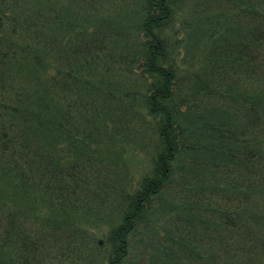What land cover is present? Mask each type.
I'll return each mask as SVG.
<instances>
[{
    "label": "trees",
    "instance_id": "1",
    "mask_svg": "<svg viewBox=\"0 0 264 264\" xmlns=\"http://www.w3.org/2000/svg\"><path fill=\"white\" fill-rule=\"evenodd\" d=\"M100 2L0 0V264H126L140 234L138 264H264V0H139L132 28ZM68 213L110 226L107 256Z\"/></svg>",
    "mask_w": 264,
    "mask_h": 264
},
{
    "label": "rangeland",
    "instance_id": "2",
    "mask_svg": "<svg viewBox=\"0 0 264 264\" xmlns=\"http://www.w3.org/2000/svg\"><path fill=\"white\" fill-rule=\"evenodd\" d=\"M95 1L97 2V0ZM86 4L82 8V14L88 15V10L92 11V8L95 11H99L100 15L102 14L104 16L111 17L112 19H115L119 22L122 20L127 24L128 27L131 28L134 23L137 22V19L139 20V0H101L100 4H97V6L94 8H87ZM199 9L206 10L207 6L204 4L198 6L197 2L195 3L194 1L187 6H184L180 10V13L177 14L176 26L173 30H181L182 21L185 18H188V20L191 22L193 15L190 13L194 12L196 15H198ZM179 35L181 40H184L187 37L186 45L180 44L178 46L179 64L186 67L201 65L202 60H205L207 55V53L203 52V48L206 44V41H204V39L202 40L204 35L199 32H191L188 36L181 32ZM208 46L211 47V44H208ZM148 143V138L142 140L139 137H135L128 144H126L122 150L123 158L127 165L124 178H126V182L129 184L130 188L133 187V190L138 188L142 179L146 175L151 174L152 171V149L151 147H147ZM166 208L167 207L163 206L162 211H164ZM40 210L43 211L40 213L47 216L51 214L49 209ZM103 212L108 215V217L112 218L114 214V208L111 205L107 209V212H105V209ZM68 219L74 220L78 222L80 226L84 227L89 232V236L95 240V243H101L99 247L101 249L97 251L98 255L103 257L108 255L109 244L107 242V238L111 230L110 226L106 224L103 225V222L102 224L96 223L94 218L80 213H68ZM166 226L167 225H165L163 221L158 223V229H160L163 233H165ZM131 239L133 240L132 242L135 248H133V250L130 252V255L127 257L126 264H138L139 260L141 259L139 258V253L141 249H143L142 245L144 244L143 234H140L139 236L133 235Z\"/></svg>",
    "mask_w": 264,
    "mask_h": 264
}]
</instances>
